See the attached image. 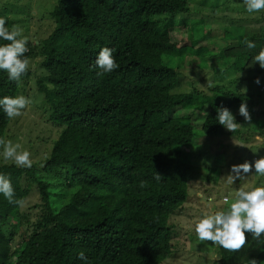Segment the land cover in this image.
Instances as JSON below:
<instances>
[{"label": "trees", "instance_id": "1", "mask_svg": "<svg viewBox=\"0 0 264 264\" xmlns=\"http://www.w3.org/2000/svg\"><path fill=\"white\" fill-rule=\"evenodd\" d=\"M53 1L52 33L38 44L29 40L24 54L39 75L30 66L17 83L0 70V99L23 95L32 107L40 100L46 119L63 128L51 154L31 168L0 166L15 199L25 201L34 186L39 195L17 232L8 227L21 207L0 194V264H165L176 255L172 220L191 209L200 167L189 148L202 135L211 147L218 139V158L203 161L210 171L231 138L264 135V69L254 64L264 49V10L248 13L243 0ZM0 17L14 24L1 8ZM210 21L222 36L212 34ZM186 30L201 39L184 52L200 70H212L206 93H186L178 70L160 58L170 49L183 54L172 43ZM245 38L256 47L248 49ZM104 47L114 49L119 67L98 76L95 59ZM241 103L251 121L239 114ZM221 106L240 124L234 132L218 123ZM12 121L0 107V138L18 143ZM246 237L236 252L215 245V264H264V235Z\"/></svg>", "mask_w": 264, "mask_h": 264}, {"label": "rangeland", "instance_id": "2", "mask_svg": "<svg viewBox=\"0 0 264 264\" xmlns=\"http://www.w3.org/2000/svg\"><path fill=\"white\" fill-rule=\"evenodd\" d=\"M53 4V0H0L1 10L9 14L14 24H18L24 29L23 34L28 37V41H33L32 43L46 40L52 33L54 23L50 12L53 10ZM234 14L239 16L240 12L234 11ZM212 24V34L222 36L223 33L220 26L215 22H212ZM208 30L206 29V31ZM194 39L199 41L201 38L194 37L189 30H186L180 34L178 43L180 45L183 44L182 49L188 51L193 45ZM199 45L202 44L198 43L197 47ZM190 60L191 57L187 59L185 57L181 59L174 58L169 66L172 68L180 66L179 68L183 72L180 74V78L185 81L183 89L185 92H191L193 87L199 91L208 92L212 88L210 84V72L212 70L194 72L192 70H196V64H190ZM194 60L197 62L196 59ZM30 66H32L35 74L39 75L40 72L35 63L32 62ZM226 75L224 74V76ZM198 76H202L201 82L197 80ZM204 76H208V78L203 80ZM236 77L233 76L231 79ZM242 84V87L246 85L243 81ZM27 90L30 95L35 97V91H37L35 82L30 81ZM34 102L36 105L32 107L31 102L23 110V115L13 119L10 127L12 134L17 139L16 142L21 145V150H27L31 153L33 164L43 160L47 154H51L54 142L63 129L46 119L42 109L39 107L40 100H35ZM197 128L200 129L201 125ZM202 136L203 139H199V146L189 148L191 152H197L196 162L197 166H200L195 169L196 178L191 184V209H186L182 218L179 217L172 220L178 226L173 240L176 255L165 264H215L218 260L217 249L212 242H201L197 238L195 232L196 223L205 215L228 209L230 203L234 202L235 193L240 187L251 190L254 187L264 186V176L255 174L254 168L252 173L242 176L240 179L237 178L233 184L228 183V175L231 173L232 165L242 164L245 161L254 163L256 159L264 157V135L256 132L247 136L249 138L248 141L231 138L223 147L222 153H224V156H219L220 162L218 166L210 168V171L208 169L209 166L203 164V161L212 157L218 158V145L220 142L217 139L216 142L212 143L214 146L211 147V139L208 138L209 141H206V136ZM12 142L15 144V141ZM215 146H217V149ZM251 152L253 156H251ZM10 163L12 162L5 163L2 155H0V166ZM204 188L207 190L206 194L202 192ZM33 189L34 191L25 198V204L20 208L16 216L17 221H12L14 224L11 222L8 229L11 227L18 232L21 226L25 224V215L30 213L32 206L39 203L37 187L34 186ZM208 197H212V201H208ZM224 197H227L229 202L223 203L222 199Z\"/></svg>", "mask_w": 264, "mask_h": 264}, {"label": "clouds", "instance_id": "3", "mask_svg": "<svg viewBox=\"0 0 264 264\" xmlns=\"http://www.w3.org/2000/svg\"><path fill=\"white\" fill-rule=\"evenodd\" d=\"M243 4L248 13L264 10V0H243ZM23 33L24 29L20 25L13 24L9 28L6 19L0 17V39L8 42L0 46V70L6 71L9 80L16 81L17 83L20 82L21 76L28 72L31 63L24 56L28 51V37ZM179 40L180 35L177 40H173L172 44H175L177 49H181L183 54L178 50L172 51L170 49L172 44L167 42L164 46L170 50L160 57L162 62L171 64L174 58L181 59L182 55L186 59L191 57L189 63L196 64V70L192 71L199 73V64L194 60L196 58L186 55L182 49L183 44L180 45L178 43ZM242 43L248 49L256 47V44L247 38ZM113 51L114 49L104 47L98 52L95 59V65L101 70L97 73L98 76L118 69L119 65L113 56ZM153 57H157L156 54ZM254 61V64L258 63L264 69V49L259 51L258 55L254 57ZM179 67L173 68L178 70L180 77V74L183 72ZM255 82L259 84V78ZM30 103L31 100L23 95L16 97L5 96L0 99V107H2L9 119H15L23 115V110ZM217 112L216 119L226 130L234 132L240 125L236 122L235 116L227 107L221 106L217 109ZM239 114L246 121H251V115L246 103H241ZM0 146L3 148L0 155H2L5 163L13 162L19 167H32L31 153L27 150H21L19 143L14 144L11 140L0 138ZM253 168L255 169V174L264 176V157L256 159L254 163L245 161L242 164L232 165L231 173L228 175V183L233 184L237 178L240 179L242 176L252 173ZM160 177L157 174L155 178L159 180ZM0 194H3L9 203H13L19 207H23L25 204L23 198H14L15 193L11 180L3 174H0ZM208 201H212V197H208ZM222 201L223 203L229 202L227 197H224ZM195 232L201 242H212L213 245H218L233 252L239 251L245 246L247 243L246 233H250L253 239L258 240L264 235V186L254 187L251 190L240 187L235 193L234 202L230 203L228 209L203 216L196 223ZM79 258L85 261L87 259L83 252L79 254ZM250 264H257V261L253 259Z\"/></svg>", "mask_w": 264, "mask_h": 264}]
</instances>
